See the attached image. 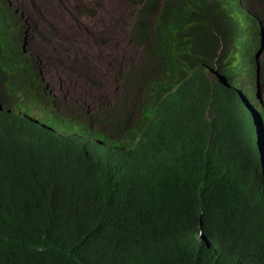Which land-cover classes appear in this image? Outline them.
Returning <instances> with one entry per match:
<instances>
[{"label": "trees", "instance_id": "1", "mask_svg": "<svg viewBox=\"0 0 264 264\" xmlns=\"http://www.w3.org/2000/svg\"><path fill=\"white\" fill-rule=\"evenodd\" d=\"M129 2L122 99L78 115L0 0V264H264V0Z\"/></svg>", "mask_w": 264, "mask_h": 264}, {"label": "rangeland", "instance_id": "2", "mask_svg": "<svg viewBox=\"0 0 264 264\" xmlns=\"http://www.w3.org/2000/svg\"><path fill=\"white\" fill-rule=\"evenodd\" d=\"M12 2L28 24L26 42L37 53L43 83L66 98L65 105L80 115L122 99L123 71L142 54L131 38L135 12L129 0ZM258 63L264 102L263 53Z\"/></svg>", "mask_w": 264, "mask_h": 264}, {"label": "water", "instance_id": "3", "mask_svg": "<svg viewBox=\"0 0 264 264\" xmlns=\"http://www.w3.org/2000/svg\"><path fill=\"white\" fill-rule=\"evenodd\" d=\"M263 49H264V46L262 44L261 48L257 51V53L255 54V60L258 62V59H259V56L263 53ZM258 75H259V72H258Z\"/></svg>", "mask_w": 264, "mask_h": 264}, {"label": "clouds", "instance_id": "4", "mask_svg": "<svg viewBox=\"0 0 264 264\" xmlns=\"http://www.w3.org/2000/svg\"><path fill=\"white\" fill-rule=\"evenodd\" d=\"M256 63H257V65H258V67H259V63L256 61ZM259 73H260V71H258ZM259 82H260V74H259ZM258 82V83H259ZM260 93V92H259ZM81 115V114H80ZM82 117H84L83 115H82ZM85 118V117H84Z\"/></svg>", "mask_w": 264, "mask_h": 264}]
</instances>
